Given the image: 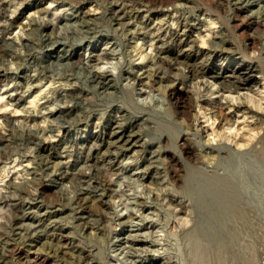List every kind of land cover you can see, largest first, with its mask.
Masks as SVG:
<instances>
[{"label":"rangeland","instance_id":"rangeland-1","mask_svg":"<svg viewBox=\"0 0 264 264\" xmlns=\"http://www.w3.org/2000/svg\"><path fill=\"white\" fill-rule=\"evenodd\" d=\"M0 264H264V0H0Z\"/></svg>","mask_w":264,"mask_h":264},{"label":"bare ground","instance_id":"bare-ground-1","mask_svg":"<svg viewBox=\"0 0 264 264\" xmlns=\"http://www.w3.org/2000/svg\"><path fill=\"white\" fill-rule=\"evenodd\" d=\"M220 13V12H219ZM255 59V58H254ZM254 69V68H253ZM246 71V70H245ZM243 72H244V70H243ZM239 73V72H238ZM205 75V74H204ZM244 75V74H243ZM249 76V75H248ZM237 77V76H236ZM227 78V77H226ZM247 81V80H246ZM198 133V132H197ZM189 150V149H188ZM236 150V149H235Z\"/></svg>","mask_w":264,"mask_h":264}]
</instances>
